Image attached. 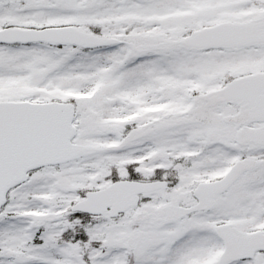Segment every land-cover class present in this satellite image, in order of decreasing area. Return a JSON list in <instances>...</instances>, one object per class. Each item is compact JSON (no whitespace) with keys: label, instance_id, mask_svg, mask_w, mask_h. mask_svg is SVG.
<instances>
[{"label":"snow or ice","instance_id":"snow-or-ice-1","mask_svg":"<svg viewBox=\"0 0 264 264\" xmlns=\"http://www.w3.org/2000/svg\"><path fill=\"white\" fill-rule=\"evenodd\" d=\"M0 264H264V0H0Z\"/></svg>","mask_w":264,"mask_h":264}]
</instances>
